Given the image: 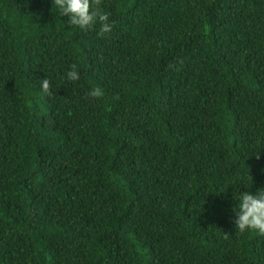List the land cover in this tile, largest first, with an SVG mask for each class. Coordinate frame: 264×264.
<instances>
[{
	"label": "trees",
	"instance_id": "16d2710c",
	"mask_svg": "<svg viewBox=\"0 0 264 264\" xmlns=\"http://www.w3.org/2000/svg\"><path fill=\"white\" fill-rule=\"evenodd\" d=\"M101 3L0 0V264H264V0Z\"/></svg>",
	"mask_w": 264,
	"mask_h": 264
},
{
	"label": "clouds",
	"instance_id": "9594fccd",
	"mask_svg": "<svg viewBox=\"0 0 264 264\" xmlns=\"http://www.w3.org/2000/svg\"><path fill=\"white\" fill-rule=\"evenodd\" d=\"M60 17H68L66 23L84 31L99 28L98 35L110 33L114 22L110 13L105 11L101 0H52V8ZM66 80L72 83L79 81L80 72L73 64L65 74ZM40 88L44 93L50 91L47 77L40 79ZM88 96L99 98L103 95L99 87L92 88ZM232 211L235 214L234 228L240 233L256 231L264 235V188L256 191H241L237 194Z\"/></svg>",
	"mask_w": 264,
	"mask_h": 264
}]
</instances>
